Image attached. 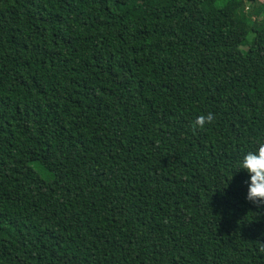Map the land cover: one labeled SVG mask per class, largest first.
<instances>
[{"label": "trees", "instance_id": "trees-1", "mask_svg": "<svg viewBox=\"0 0 264 264\" xmlns=\"http://www.w3.org/2000/svg\"><path fill=\"white\" fill-rule=\"evenodd\" d=\"M261 136L264 0H0V264H264Z\"/></svg>", "mask_w": 264, "mask_h": 264}, {"label": "clouds", "instance_id": "clouds-1", "mask_svg": "<svg viewBox=\"0 0 264 264\" xmlns=\"http://www.w3.org/2000/svg\"><path fill=\"white\" fill-rule=\"evenodd\" d=\"M213 120V114L200 115L194 121L196 128H204ZM247 174V191L245 199L254 204H264V136L256 141L253 150H249L237 161V171Z\"/></svg>", "mask_w": 264, "mask_h": 264}, {"label": "rangeland", "instance_id": "rangeland-1", "mask_svg": "<svg viewBox=\"0 0 264 264\" xmlns=\"http://www.w3.org/2000/svg\"><path fill=\"white\" fill-rule=\"evenodd\" d=\"M204 8L206 11L215 10V7L213 6L212 2L205 3ZM251 38H252V36L249 37V39H251Z\"/></svg>", "mask_w": 264, "mask_h": 264}]
</instances>
